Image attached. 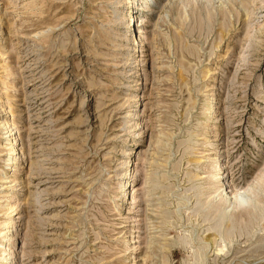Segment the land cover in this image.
Here are the masks:
<instances>
[{
  "label": "rangeland",
  "instance_id": "1",
  "mask_svg": "<svg viewBox=\"0 0 264 264\" xmlns=\"http://www.w3.org/2000/svg\"><path fill=\"white\" fill-rule=\"evenodd\" d=\"M0 21V264H264V0Z\"/></svg>",
  "mask_w": 264,
  "mask_h": 264
},
{
  "label": "bare ground",
  "instance_id": "2",
  "mask_svg": "<svg viewBox=\"0 0 264 264\" xmlns=\"http://www.w3.org/2000/svg\"><path fill=\"white\" fill-rule=\"evenodd\" d=\"M31 6V4L30 5H28V7H30ZM1 22V21H0ZM142 36V35H141ZM126 38L128 37L127 36V34H126V36H125ZM12 125H13V122H8V121H5V128L8 130V135L7 136H10V137H12V135L13 134H15L14 132H13V128H12ZM14 136V135H13ZM15 150V149H14ZM13 154H15L14 152H13ZM13 158H8V159H6L7 161H10V160H12ZM233 192L235 191L234 189L232 190ZM236 192V191H235ZM222 193V192H221ZM235 195V194H234ZM241 195V194H240ZM239 195V196H240ZM243 195V194H242ZM223 196V195H222ZM236 204H237V202L238 203H240L241 202V198H238V193L236 194ZM226 201H230V197L229 198H224ZM239 200V201H238ZM244 204V203H243ZM10 207V206H9ZM13 223V222H12ZM14 236V234H12V236L11 237H13ZM9 250H12V249H9ZM11 254L12 253H8V259H9V263L8 264H14V262H13V260H12V256H11ZM165 261V259L163 260V262ZM146 264V263H145Z\"/></svg>",
  "mask_w": 264,
  "mask_h": 264
}]
</instances>
